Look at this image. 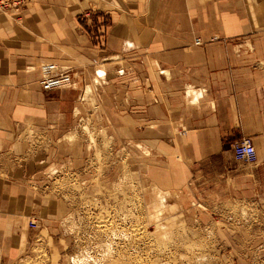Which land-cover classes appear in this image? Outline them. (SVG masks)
<instances>
[{
	"label": "crops",
	"instance_id": "crops-1",
	"mask_svg": "<svg viewBox=\"0 0 264 264\" xmlns=\"http://www.w3.org/2000/svg\"><path fill=\"white\" fill-rule=\"evenodd\" d=\"M46 62L70 88L41 90ZM85 117L153 153L176 187L264 222V0H30L0 15V264L27 250V132L62 143ZM245 138L255 165L233 158Z\"/></svg>",
	"mask_w": 264,
	"mask_h": 264
},
{
	"label": "rangeland",
	"instance_id": "rangeland-1",
	"mask_svg": "<svg viewBox=\"0 0 264 264\" xmlns=\"http://www.w3.org/2000/svg\"><path fill=\"white\" fill-rule=\"evenodd\" d=\"M85 119L62 143L27 132L36 171L27 177V250L16 264H241L243 252L264 264V222L233 220L198 184L176 187L165 163L137 153L118 128Z\"/></svg>",
	"mask_w": 264,
	"mask_h": 264
},
{
	"label": "built area",
	"instance_id": "built-area-1",
	"mask_svg": "<svg viewBox=\"0 0 264 264\" xmlns=\"http://www.w3.org/2000/svg\"><path fill=\"white\" fill-rule=\"evenodd\" d=\"M30 0H0V15L16 16L28 5ZM39 69V86L44 92L61 91L70 88L69 72L54 63H41ZM233 158L236 162L255 165L256 152L249 138L232 145ZM33 225V223L31 222Z\"/></svg>",
	"mask_w": 264,
	"mask_h": 264
},
{
	"label": "trees",
	"instance_id": "trees-1",
	"mask_svg": "<svg viewBox=\"0 0 264 264\" xmlns=\"http://www.w3.org/2000/svg\"><path fill=\"white\" fill-rule=\"evenodd\" d=\"M102 24L105 25V19L104 18L102 19Z\"/></svg>",
	"mask_w": 264,
	"mask_h": 264
},
{
	"label": "bare ground",
	"instance_id": "bare-ground-1",
	"mask_svg": "<svg viewBox=\"0 0 264 264\" xmlns=\"http://www.w3.org/2000/svg\"><path fill=\"white\" fill-rule=\"evenodd\" d=\"M39 81V80H38ZM38 85H39V83H38ZM40 87V86H39ZM41 88V87H40Z\"/></svg>",
	"mask_w": 264,
	"mask_h": 264
}]
</instances>
